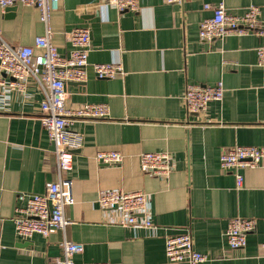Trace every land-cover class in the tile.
<instances>
[{
	"label": "crops",
	"instance_id": "0c3cea01",
	"mask_svg": "<svg viewBox=\"0 0 264 264\" xmlns=\"http://www.w3.org/2000/svg\"><path fill=\"white\" fill-rule=\"evenodd\" d=\"M135 1L136 12L120 13L108 0H59L51 15V42L62 56L70 49L67 32L90 31L86 81L66 85V108L102 104L109 110L105 119L77 120L69 127L82 143L65 174L73 203L65 209L71 224L64 232L26 240L15 234V208L23 205L17 196L43 194L57 175L38 120L36 88L29 87L33 97L27 100L0 90V264H49L62 255L63 239L83 246L74 256L77 264H188L165 257L166 238L186 227L194 249L207 256L202 264H264V166L223 170L219 164L234 146L264 145V67L256 64L264 38H198L200 22L212 16L204 5L222 3L235 16L254 6L264 23V0ZM0 30L14 47L32 46L44 33L38 11L21 5L0 13ZM91 64H117L122 74L100 80ZM216 82L223 84L221 101L210 102L204 114H188L181 99L185 86ZM100 151L119 152L123 160L98 164L94 157ZM155 152L173 160L167 180L139 169L138 155ZM100 190L145 193L152 228L119 225V211L99 207ZM233 218L256 223L242 249H230L225 240Z\"/></svg>",
	"mask_w": 264,
	"mask_h": 264
},
{
	"label": "built area",
	"instance_id": "2783aa9c",
	"mask_svg": "<svg viewBox=\"0 0 264 264\" xmlns=\"http://www.w3.org/2000/svg\"><path fill=\"white\" fill-rule=\"evenodd\" d=\"M167 4H181L184 0H165ZM59 0H0V13L9 7L21 5L34 7L39 13V21L44 33L37 36L32 46H11L2 37L0 30V90L18 92L23 99L33 97L28 93L29 87L36 88L41 99L38 102V120L45 130L49 143L53 146L57 179L46 184L43 194H19L17 200L23 204L15 208L13 225L17 237L24 240L34 234L48 236L51 230L64 232L71 224L65 217V209L73 203L72 182L65 177L72 169L73 153L81 147L82 139L69 127L77 120H102L108 117L109 110L102 104H84L70 110L65 106L66 85L84 83L88 66L87 56L90 48V31L87 28H74L67 32L70 45L66 56L59 54L51 42V15L58 9ZM111 7L118 12H136L135 0H108ZM211 10L212 16L204 19L198 26L200 41H211L231 35L253 34L264 38V23L258 19L259 10L254 6L246 8L240 16L227 13L222 3L216 6L204 5ZM40 53H36V51ZM257 66L264 67V46L256 49ZM97 79H113L122 74L117 64L89 65ZM2 74L11 81L6 83ZM224 93L222 82L212 86L187 84L181 97L188 114H204L210 102L221 101ZM139 169L143 174L160 180H167L173 170V160L168 153H141L138 155ZM94 160L102 165H116L122 162L119 152L100 151ZM221 169L257 168L264 166L263 146H234L219 157ZM242 178L236 176L237 187ZM146 194L137 192H119L100 190L97 203L104 211H119L122 214L118 224L125 227L151 229L152 223L146 206ZM255 220L233 218L229 220L224 232L230 249H242L246 238L255 230ZM62 255L52 258L49 264H77L74 256L83 251L79 243L63 239L60 243ZM264 251V243L261 244ZM165 257L170 263L186 261L188 264H202L207 256L197 252L192 243L189 228H184L178 235L165 240ZM91 264H108L97 262Z\"/></svg>",
	"mask_w": 264,
	"mask_h": 264
},
{
	"label": "water",
	"instance_id": "95a60500",
	"mask_svg": "<svg viewBox=\"0 0 264 264\" xmlns=\"http://www.w3.org/2000/svg\"><path fill=\"white\" fill-rule=\"evenodd\" d=\"M12 7L7 8L6 10H10ZM51 149L53 150V146H51Z\"/></svg>",
	"mask_w": 264,
	"mask_h": 264
}]
</instances>
